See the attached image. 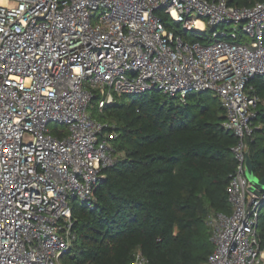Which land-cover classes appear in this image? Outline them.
<instances>
[{"label":"built area","instance_id":"1","mask_svg":"<svg viewBox=\"0 0 264 264\" xmlns=\"http://www.w3.org/2000/svg\"><path fill=\"white\" fill-rule=\"evenodd\" d=\"M230 23L241 26L216 32ZM208 27L207 39L185 37ZM239 32L250 46L237 43ZM256 76H264V2L0 0V264H63L73 241L69 199L90 204L120 156L115 132L89 105L97 98L102 111L153 90L183 103L191 93L219 99L222 127L237 138L232 211L208 216L213 250L204 264H264V192H250L246 177L247 139L264 106L249 85ZM131 264L149 261L137 250Z\"/></svg>","mask_w":264,"mask_h":264},{"label":"trees","instance_id":"2","mask_svg":"<svg viewBox=\"0 0 264 264\" xmlns=\"http://www.w3.org/2000/svg\"><path fill=\"white\" fill-rule=\"evenodd\" d=\"M259 2L264 0H227L238 7ZM249 85L264 101V76ZM128 97H116L102 110L99 122L115 132L119 160L103 170L106 178L93 189L90 204L69 199L73 241L62 263L131 264L140 250L149 264H204L213 250L208 216L232 211L227 187L237 138L222 127L225 111L206 92L188 94L185 103L157 90ZM247 143L253 174L261 179L263 105Z\"/></svg>","mask_w":264,"mask_h":264},{"label":"rangeland","instance_id":"3","mask_svg":"<svg viewBox=\"0 0 264 264\" xmlns=\"http://www.w3.org/2000/svg\"><path fill=\"white\" fill-rule=\"evenodd\" d=\"M95 20H93L94 23ZM165 24L167 26V28L170 30L172 28H174L176 25L173 21L166 19L165 20ZM240 24H236V23H230V24H225L221 26H218L216 28V32H219L220 29L227 31L228 33L231 32L232 30L238 29L240 28ZM211 28H206L205 30H203V32H196V31H187V33L185 34V37L189 40H197V39H207L209 36H211ZM220 39H217V41H219ZM250 37L247 35H242L239 32V39L237 40V43H242L245 44L247 46H250ZM149 93L151 94V91H149ZM207 97H212L214 94L211 92H206ZM129 97H134L135 99H139L141 97V95H127ZM128 97V98H129ZM97 103V99L95 101H93L89 107H88V115L96 120V121H101L102 120V111L99 110L96 106ZM51 132L56 135V133H58L61 128L56 124V123H51L49 125ZM259 223H260V227L261 225L264 224V213L263 211L260 212V219H259Z\"/></svg>","mask_w":264,"mask_h":264},{"label":"water","instance_id":"4","mask_svg":"<svg viewBox=\"0 0 264 264\" xmlns=\"http://www.w3.org/2000/svg\"><path fill=\"white\" fill-rule=\"evenodd\" d=\"M246 177L251 184L250 192L258 195L260 192H264V177L259 179L253 174L252 163L249 154L246 158Z\"/></svg>","mask_w":264,"mask_h":264},{"label":"bare ground","instance_id":"5","mask_svg":"<svg viewBox=\"0 0 264 264\" xmlns=\"http://www.w3.org/2000/svg\"><path fill=\"white\" fill-rule=\"evenodd\" d=\"M198 26H200V24H198Z\"/></svg>","mask_w":264,"mask_h":264}]
</instances>
